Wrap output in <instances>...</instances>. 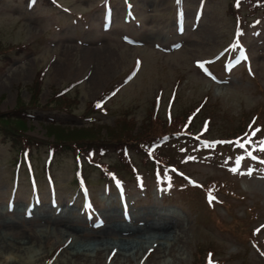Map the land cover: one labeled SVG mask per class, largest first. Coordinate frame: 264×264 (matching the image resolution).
Returning a JSON list of instances; mask_svg holds the SVG:
<instances>
[{
    "label": "rangeland",
    "instance_id": "1",
    "mask_svg": "<svg viewBox=\"0 0 264 264\" xmlns=\"http://www.w3.org/2000/svg\"><path fill=\"white\" fill-rule=\"evenodd\" d=\"M131 1L132 13L128 15L119 0H112L108 10L100 7L99 0H55V7L40 0L31 6L25 5L24 0H0V44L31 45L11 55L8 63L0 68V110L11 109L16 97L24 104L28 102L30 96L26 86L33 83L40 70L39 106L31 112L27 132L35 137L45 138L47 118L61 124L89 126L91 122L85 121L83 116L92 113L93 100L103 101L102 110L94 112L97 121L92 125L98 127L102 135L106 126L111 127L118 115L125 114L123 112L134 120L137 129H142L140 126L153 98L159 102L160 114L167 111L176 114L184 106L198 103L206 94L221 105V109L210 115L209 131L214 129V133H218L219 127L228 125L240 106L249 108L261 103L264 118V12L245 17V22L237 25L227 12L228 0ZM112 8L113 13L109 14ZM124 14L125 18H120ZM173 18L175 23L182 21V33L173 34ZM128 19L132 20L125 23ZM237 28L253 34V37L248 33L243 37L246 45L243 47L248 49L250 56L249 68L246 72L241 68L234 70L229 80L228 77L220 78L223 72L219 69L218 78H209L194 62L206 56L214 57L218 47ZM130 37L139 41L132 42ZM174 40H178L175 46L166 47ZM70 83L71 88L65 93L68 112L50 102L54 89ZM172 93L176 99L171 102L168 98ZM101 94V99L96 100ZM203 113L196 116L198 120ZM10 153L9 144L0 140V264H59L64 258L63 249L90 241L88 236L95 230L114 223L124 229L118 236L106 234L112 240L138 238L126 228L150 220L155 212L176 215L183 224L182 239L169 250L148 249L136 257L134 264H193L194 253L202 252L205 247L214 251L220 247L223 261L219 264H264V227L259 226L264 220L262 179L229 176L237 183H233L231 189L245 195L243 205H235V198L230 197L227 203L224 200L222 204L213 205L207 220L199 206L183 203L177 197L178 203L166 199L167 194H161L166 187L153 185L150 176L146 179L149 182L146 187L142 178L139 185L124 182L126 192L123 195H117L114 186L111 189L101 184L89 186L93 202L85 204L78 194L69 195L74 165L69 151L61 153L60 157L57 155L58 162L51 164L53 185L39 170L36 177L39 188L33 191L21 168L15 183ZM194 157L196 153L191 158ZM213 157L214 153L206 155L208 164L186 163L185 170L196 179L213 171L221 174L213 165ZM39 163L35 161L36 166ZM89 176L95 178L97 175L90 173ZM252 202L255 210L247 224L258 230L256 238L261 237L260 252L250 246L244 251L243 237L232 220L225 229V221L233 215L243 217L244 206ZM46 215H56L71 230L58 233L56 223ZM8 222L11 224L4 225ZM31 234L39 236L32 247L38 258L33 260L29 255L24 258L22 247L17 245ZM243 251L246 260L242 259ZM103 259L105 264H110L112 255L102 256Z\"/></svg>",
    "mask_w": 264,
    "mask_h": 264
},
{
    "label": "trees",
    "instance_id": "2",
    "mask_svg": "<svg viewBox=\"0 0 264 264\" xmlns=\"http://www.w3.org/2000/svg\"><path fill=\"white\" fill-rule=\"evenodd\" d=\"M226 9L231 17L236 20L235 23L240 25L245 22L243 20L245 17H252L259 11L264 12V0H228ZM30 46L18 45L17 43L6 46L0 44V68L7 64L11 55L19 54L21 48ZM203 66L208 67L209 63H204ZM40 81L39 70L33 83L26 86L30 96L28 102L24 104L20 97H16V102L11 109L0 110V140L9 144V149H11L9 161L13 169L23 166L30 175H33L32 161L43 157L42 162L39 164L41 171L50 174L48 170L51 164L57 162V157L61 153L69 150L72 152L73 157L82 160L78 170L81 171L80 174L85 181L89 180V173L93 169L97 170V173L95 172L97 179L94 183L102 182L112 185L118 181L133 179L137 175L135 168L139 165L145 168L141 169L143 176L168 175V181H170L176 192V194L171 192L169 194L170 198L176 195L183 196L190 205L203 206L207 213L212 210L208 202L204 201L203 189L206 184L189 185L183 179L181 172L169 169V166L173 167L179 165V163L175 161L169 151L164 150V146H156L152 149L149 146L157 141H163L167 145L172 141L171 137L188 133L192 127H197L202 119H204V124L211 126V113L216 109H221L218 101L209 99L204 94L198 103L191 104L189 107L184 106L176 114L167 115L160 114L155 110L156 102L152 99L147 117L140 126L142 129H137L134 120L126 112H123L125 114L118 115L111 127L106 126L104 135L99 134L98 127L92 126L95 122H91L89 126L82 125L78 127L50 120L44 125L45 138H43L27 133L29 130V114L35 106H39L37 97L40 92ZM69 88V86H66L54 89L52 91V102L50 103L57 108L69 111V102L65 97V93ZM175 99L176 97L173 98V100ZM92 105L94 103L91 102ZM201 111L204 112L203 117L198 120L196 116ZM260 111L261 108L258 104L249 108L240 106L236 116L228 121V125L219 127L220 130H216L218 133H214L213 129L201 133V135L207 138H215L226 149H229V142L241 145L249 139L250 128L252 132L253 130H259L252 137H259L260 134L264 133V120ZM193 139L201 148L198 142L199 137L196 134H193ZM146 152L149 153L146 155ZM109 156H112V158L103 159V157ZM139 160L140 163H137ZM211 178L213 183L218 184V187L225 183V180L217 179L215 181L213 176ZM72 180L75 183V178H72ZM77 187L78 184H75L74 188ZM205 216L203 214V218ZM208 216L209 214L206 218ZM235 225L239 230L245 229V225L241 221ZM213 252L214 250L210 247H205L202 252L200 250L196 251L192 256L193 264L199 263L203 260V256Z\"/></svg>",
    "mask_w": 264,
    "mask_h": 264
},
{
    "label": "bare ground",
    "instance_id": "3",
    "mask_svg": "<svg viewBox=\"0 0 264 264\" xmlns=\"http://www.w3.org/2000/svg\"><path fill=\"white\" fill-rule=\"evenodd\" d=\"M48 209H49V207H48ZM155 213H154V215L151 214L152 217L150 216L151 217L150 220H148V221L144 220L143 223H141L140 225H135V227H133V228H126L127 232L133 231L132 233H134V237L137 236L138 238H133V239H115L114 238L115 240H112L106 234L113 233L115 236H118V235H120V233L124 229V227L120 226L117 223L116 224L114 223L110 226L105 225L103 228L99 227L100 229L95 230L92 235L89 234L90 236H88L89 237L88 239H91L90 241H86L84 243L78 242L79 243L78 245H71L70 248L63 249L62 254H63L64 258H63V260H61V262H59V264H98V263L105 264L104 259L102 261V256L103 257L106 256V258H107V257H110L111 255H112V260H111L110 264H120L121 261H122V263L126 262V264H130V263L134 264L133 262L136 260V257L140 256L139 254L145 253L148 249H156L157 252H161L162 250H164L163 248H165V249L170 248L171 249V247L174 244L177 245V243L180 242L182 239L181 236L183 235V232H184L183 224H182L181 220L176 215L164 214V213L155 214ZM55 216L51 217V216L46 215V217L50 218L53 222L56 223V226H57L56 230L58 233L63 234L65 232L71 230L70 229L71 227L66 226L67 224L62 219H57ZM41 218H42V216H41ZM5 222H7V221H5ZM133 222H132V224H133ZM9 224H11V222H8L7 224L4 223V225H9ZM35 225H37V224H35ZM27 227H28V225H27ZM38 233H40V232H38ZM127 236H128V234H127ZM26 237H27V239L24 237L26 239L25 242H21V243L17 244V245H20L22 247V249H21L22 254L23 253L25 254V256H23V257L25 258L26 255H29V256H31L32 260L35 257L38 258L36 251L32 247H33V244L37 242L39 236L37 238L36 234H31V235H27ZM132 237H133V235H132ZM85 240H86V238H85ZM160 249H161V251H159ZM104 253H105V255H104Z\"/></svg>",
    "mask_w": 264,
    "mask_h": 264
},
{
    "label": "snow or ice",
    "instance_id": "4",
    "mask_svg": "<svg viewBox=\"0 0 264 264\" xmlns=\"http://www.w3.org/2000/svg\"><path fill=\"white\" fill-rule=\"evenodd\" d=\"M257 131H259V130H258V129H257V130H253V132H252V136H255ZM250 139H251V137H249V140H250ZM245 143H247V141H245ZM260 144H261V146H262L260 150H264V141H261ZM243 146H244V145L241 144V147H243ZM248 155H251V153H248Z\"/></svg>",
    "mask_w": 264,
    "mask_h": 264
}]
</instances>
